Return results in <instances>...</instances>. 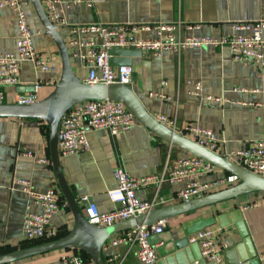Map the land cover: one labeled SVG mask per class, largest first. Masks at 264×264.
Wrapping results in <instances>:
<instances>
[{"label": "crops", "instance_id": "obj_1", "mask_svg": "<svg viewBox=\"0 0 264 264\" xmlns=\"http://www.w3.org/2000/svg\"><path fill=\"white\" fill-rule=\"evenodd\" d=\"M62 3L69 24L102 22L153 27L180 21L185 24L183 36L226 35L233 32V22L264 20V0H100L93 7L70 4V0H62ZM24 8L35 33L37 50L51 58L58 71L37 70L32 62H21L19 82L0 84V103H14V95L31 91L38 79L44 81L37 92L39 100L43 99L55 88L56 83L51 79L60 78L61 54L55 40L46 32L33 3H27ZM38 30L41 33H37ZM59 31L66 39L67 32ZM154 34V29L141 32L145 37ZM17 36L15 12L0 6V52L15 51ZM113 54L115 65L132 66L135 78L131 86L152 115H176L178 127L192 122L209 128L224 142L221 144L227 150L264 139V70L257 63L236 61L228 47L214 46L188 48L181 53L165 51L151 58H143L133 48H115ZM73 67L81 78L86 75L85 68L76 64ZM197 81L202 83L204 93L222 95L231 102L204 101L192 93ZM256 89L258 91H254ZM152 92H163L173 99L163 100L152 96ZM242 101L261 102L262 105L238 103ZM88 138L90 150L61 155V164L79 205L83 206L81 197L88 195L102 211L115 206L108 190L117 185L114 177L117 167H123L133 176L158 174L169 153L171 159L190 153L171 145L139 119L130 129L116 135L106 128L89 130ZM224 171L231 173L217 171L205 175L202 180L215 179ZM21 179L29 180L36 192L55 189L64 197L52 162L47 122L36 118L0 117V256L61 239L74 225L70 208L61 209L52 219L57 230L54 240L26 239L23 233L25 214L40 212L42 208L24 189L19 182ZM182 187V183L165 182L160 186L153 183L139 189L137 194L141 200H151L157 194L167 199L162 205L165 206L182 201L171 199ZM165 223V230L152 239L158 245L159 264H215L202 257L199 246L188 242L189 236L202 228L213 229L220 244H230L222 252L220 264H258L259 255L264 253V192L204 205L173 216ZM136 249V245L112 247L103 252L105 264H139ZM65 251L35 254L11 264H61ZM113 256L118 258L111 261ZM83 258L86 264H93L88 256L83 255Z\"/></svg>", "mask_w": 264, "mask_h": 264}, {"label": "built area", "instance_id": "obj_2", "mask_svg": "<svg viewBox=\"0 0 264 264\" xmlns=\"http://www.w3.org/2000/svg\"><path fill=\"white\" fill-rule=\"evenodd\" d=\"M100 0H70V4H86L93 7ZM31 0H0L1 7L11 8L17 18L18 36L15 51L0 52V84L13 85L19 82L18 74L21 62L30 61L37 70L57 72L58 67L51 58L43 56L34 43L32 30L24 6ZM46 12L58 29L67 32L65 42L73 64L87 70L82 78L89 83H123L132 85L135 74L131 65L112 63L115 48L137 49L143 58L159 56L165 51L181 53L183 50L195 47L214 46L228 47L234 60L239 62H255L264 70V20L233 22V32L220 36L191 35L183 36L185 24L182 22L160 23L155 26L137 24H69L64 16L65 5L62 0H42ZM43 4V5H44ZM70 4L66 5L69 6ZM187 28H192L186 25ZM154 29V36L141 35L144 30ZM41 33V30L36 31ZM54 83L58 80L51 79ZM44 81L38 79L29 92H18L14 102L29 104L39 100L38 90ZM167 83L166 81L164 82ZM236 90L238 88H235ZM247 91V89H244ZM254 91H258L257 89ZM192 93L206 102L230 103L231 100L220 95L204 93L201 82L194 84ZM152 96L163 100H172V96L163 92H152ZM3 97V96H2ZM245 106H261V102L242 101ZM157 120L168 128L204 146L210 151L227 158L249 172L264 178V139L249 141L243 147L227 150L222 146V140L216 133L195 123L187 122L178 127L177 116L158 114ZM135 113L121 100L107 98L104 100H86L71 106L62 116L58 130V146L60 155H71L90 150L89 130L106 128L113 135L130 129L137 121ZM224 143V142H223ZM44 160V159H41ZM223 168L197 154L167 156L162 172L146 176H133L123 167L114 170L117 185L108 190V196L114 203V208L102 211L90 196L81 197L82 211L86 219L97 226H110L129 218L138 217L151 210L161 207L167 199L155 196L151 200H141L137 191L153 183H182L183 187L171 198L182 201L197 194L211 193L217 188L229 187L240 181L234 173H222L219 177L203 181L202 178ZM19 182L37 202L40 212L28 211L24 217L23 233L26 239H48L57 237V230L52 225L53 217L61 210L69 208L65 198L55 189L36 192L31 188L30 181L21 179ZM166 227L165 220L154 224L137 226L121 231L109 238L102 252L120 245H136V257L139 264H158V245L152 239L161 234ZM190 244H197L202 257L212 263L222 262V252L230 246L228 242L220 244L215 231L202 228L189 236ZM118 256H113L114 261ZM61 264H86L81 251L68 249L61 256ZM116 264V263H115ZM120 264V263H119ZM258 264H264V253L259 255Z\"/></svg>", "mask_w": 264, "mask_h": 264}, {"label": "water", "instance_id": "obj_3", "mask_svg": "<svg viewBox=\"0 0 264 264\" xmlns=\"http://www.w3.org/2000/svg\"><path fill=\"white\" fill-rule=\"evenodd\" d=\"M31 2L46 32L53 37L59 48L61 54L60 78L54 90L48 96L36 102L29 104L0 103V117L36 118L47 122L50 130V151L53 166L64 198L74 215V225L70 232L61 239L0 256V264H11L15 260L35 254L68 249L86 253L93 264H105L102 252L103 244L118 232L167 220L178 214L225 199L244 197L250 193L258 195L260 192H264V178L249 172L227 158L219 156L157 120L147 110L131 85L84 82L75 72L65 39L49 18L42 0H31ZM138 53L141 54L139 50ZM111 61L113 63V58ZM107 98L123 101L141 122L166 139L171 145L179 146L190 153L206 158L224 170L236 174L240 181L211 193L197 194L188 200L158 207L138 217L129 218L110 226H97L90 223L86 219L63 172L58 146V130L63 114L74 104L86 100H104Z\"/></svg>", "mask_w": 264, "mask_h": 264}, {"label": "trees", "instance_id": "obj_4", "mask_svg": "<svg viewBox=\"0 0 264 264\" xmlns=\"http://www.w3.org/2000/svg\"><path fill=\"white\" fill-rule=\"evenodd\" d=\"M82 253V255H86V256H88L86 253H84V252H81ZM89 257V256H88ZM90 258V257H89ZM91 259V258H90Z\"/></svg>", "mask_w": 264, "mask_h": 264}]
</instances>
